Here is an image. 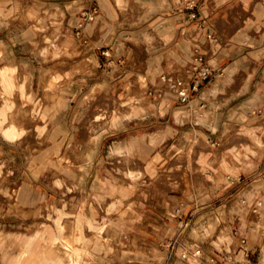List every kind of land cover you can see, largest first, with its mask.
I'll list each match as a JSON object with an SVG mask.
<instances>
[{"label":"rangeland","instance_id":"374dc122","mask_svg":"<svg viewBox=\"0 0 264 264\" xmlns=\"http://www.w3.org/2000/svg\"><path fill=\"white\" fill-rule=\"evenodd\" d=\"M1 3L17 9L0 23V67L14 66L18 82L25 77L32 99L23 107L46 112L35 123L48 124L40 136L28 121L22 144L0 135L1 230L28 234L48 226L65 250L67 235L45 215L52 207L67 212L72 205L83 206L95 227L107 223L109 230L89 235L93 231L85 229L74 245L81 248L77 264H210L208 259L220 253H237L242 239L251 264H264V56L254 58L260 63L250 73L212 77L192 93L190 100L197 94L212 107L250 108L247 120L233 116L218 127L210 108L187 110L190 100L176 101L161 81L163 75L177 79L176 72L190 68L193 59L180 64L175 58L176 65L169 64L170 38L142 33L151 0ZM52 76L58 78L46 86ZM158 88L172 100L162 95L152 101L148 93ZM136 92L137 113L126 116L123 102ZM60 98L62 107L56 106ZM260 126L258 133H249ZM227 127L232 129L225 134ZM155 133L160 134L157 140L141 144ZM173 144L182 148L180 156H169ZM23 145L37 155L33 168L31 150ZM142 147L147 151L141 152ZM130 154L134 160L123 163ZM199 154L213 161L196 171ZM156 156L153 178L143 164ZM49 159L59 171L45 164ZM223 161L232 172L220 169L223 177L217 181L214 169ZM123 167L133 168L134 177L123 175ZM116 184L135 188L122 198L128 207L135 202L133 220L108 215L109 205L121 198L110 191ZM6 242L2 235L0 264H15ZM194 246L201 257L191 254Z\"/></svg>","mask_w":264,"mask_h":264},{"label":"crops","instance_id":"0c3cea01","mask_svg":"<svg viewBox=\"0 0 264 264\" xmlns=\"http://www.w3.org/2000/svg\"><path fill=\"white\" fill-rule=\"evenodd\" d=\"M115 1L118 4L121 3V0ZM194 1L196 3L195 18L191 19V11L185 9L183 4H175V0H151L152 11L140 27L142 33L155 34L156 32L160 36L164 35L170 38L167 47L172 50L173 56L167 61L170 62L169 64L176 65L178 59H180L178 61L180 64L192 63V51L194 48H198L208 65L215 70L213 77L224 78L225 80L236 78L237 73H250L253 66L260 63L259 61L256 62L254 58L264 56V0ZM167 5L169 8H165ZM16 9V5L8 9L1 3L0 23L6 22V19ZM208 34L214 37L213 41L208 39ZM1 53L2 44L0 42V55ZM187 69L189 68L184 67L177 71V78L187 81L189 78L186 73ZM57 78L52 76L46 86L51 85ZM250 78H254V75H251ZM139 81L141 86L144 85L145 79L143 77H140ZM155 90H159V88ZM138 93L129 94L126 101L123 102L128 105L125 109L127 111L126 116L132 117L137 113L134 104L138 101ZM256 95L260 94L256 93ZM166 97H168L167 94L163 92L161 99ZM31 99L32 95L29 87H26L25 77L23 81L18 82L14 66L3 65L0 67V135L8 142L23 143L25 135L29 132L26 126L28 121L34 125L38 135L41 136L46 133L47 123L42 125L35 123L36 119L44 120L46 112H41L38 108L32 111L23 107ZM168 99L171 98L168 97ZM152 101H159V99ZM57 105L62 107L65 105V101L60 98L56 103ZM210 105L198 98L197 94H195L194 99L185 104V106H189L187 108L189 111L196 109L197 112H201L204 108H210L209 112L218 120V127L221 126L222 122L230 121L233 116L238 121L247 120L250 112V108L245 106L229 108L225 105L219 107ZM176 119L179 123H183L182 116L177 115ZM261 127L252 129L249 133H258L262 129ZM231 129L232 127H227L225 134H228ZM168 134L172 135L171 132ZM159 137V133L147 134L142 138L141 144H148L149 140L155 141ZM23 147L31 150L28 145H23ZM203 147H206L205 144ZM139 149L141 152L147 151L144 147ZM182 151L180 146L173 144L168 154L169 156H180ZM30 155V167L33 168L34 163L37 162V155L32 150ZM133 157L134 154H130L128 161L123 159L122 162H131L134 160ZM158 160L159 157L156 156L143 164L144 170L153 178L157 177ZM195 160L193 168L196 171L205 169L208 163L210 165L213 161V159H206L204 154H199ZM45 164L49 168L55 167L56 171L61 168L53 164L50 159ZM220 169L232 172L228 168L227 162H221L220 167L214 169L217 181L223 177ZM133 172V168H122V173L126 177L133 178ZM68 174L73 175L74 173L69 171ZM98 183H103V181L99 178ZM134 190L132 185L116 184L110 187V191L121 198H117L115 202L109 205L107 211L109 217L111 212H115L118 217H127L131 220L137 217L135 202H133L132 208L126 206L122 199L129 197ZM29 204L30 207L32 206L30 213H33L34 202ZM45 216L53 219L61 235H67L65 250L59 249L58 239L52 236L54 233L48 226H42L40 229L33 228L28 234L20 231L7 233L0 229V239L2 235H5L6 246L12 250L11 257L15 264H77L81 248H75L74 245L76 241L81 239L80 235H86L85 229L93 231L89 235H101L102 232L109 230L107 223L95 227L92 218L86 216L83 206L72 205V209L67 212L52 207ZM92 217L95 218L96 214L93 213Z\"/></svg>","mask_w":264,"mask_h":264},{"label":"built area","instance_id":"2783aa9c","mask_svg":"<svg viewBox=\"0 0 264 264\" xmlns=\"http://www.w3.org/2000/svg\"><path fill=\"white\" fill-rule=\"evenodd\" d=\"M183 7L191 11V19L195 18L194 10L196 9V3L194 0H182ZM208 39L213 41L214 37L208 34ZM193 63L186 73L189 78L187 81L177 78L172 79L167 75L161 77V81L166 84L168 90L173 94L174 99L180 103H187L190 100L192 93L197 92L204 81L214 76L215 70L212 69L204 55L199 51L198 48L193 50ZM148 95L151 99L155 100L160 98L163 93L160 90H151ZM237 253H220L215 257L208 259L210 264H251L249 260L250 251L246 247L245 240L242 239ZM193 257H201L202 251L198 246H194L191 249ZM239 254L240 257H239ZM185 258V255L182 256Z\"/></svg>","mask_w":264,"mask_h":264}]
</instances>
